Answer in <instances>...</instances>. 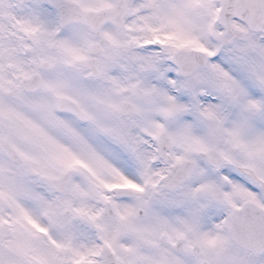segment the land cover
I'll return each mask as SVG.
<instances>
[{"label": "snow or ice", "instance_id": "1", "mask_svg": "<svg viewBox=\"0 0 264 264\" xmlns=\"http://www.w3.org/2000/svg\"><path fill=\"white\" fill-rule=\"evenodd\" d=\"M0 264H264V0H0Z\"/></svg>", "mask_w": 264, "mask_h": 264}]
</instances>
